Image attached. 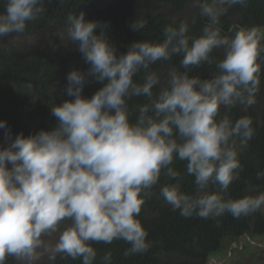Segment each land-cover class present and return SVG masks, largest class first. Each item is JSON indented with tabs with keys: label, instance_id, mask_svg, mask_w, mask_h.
<instances>
[{
	"label": "clouds",
	"instance_id": "1",
	"mask_svg": "<svg viewBox=\"0 0 264 264\" xmlns=\"http://www.w3.org/2000/svg\"><path fill=\"white\" fill-rule=\"evenodd\" d=\"M246 3L192 0L207 20L199 36H190L189 24L181 21L163 29L162 42H133L119 55L104 28L86 20L84 12L66 17L68 39L89 67L67 73L65 94L71 99L51 106L56 126L12 138L0 120L6 140L0 146V264L7 257L37 264L45 254L49 261L63 254L93 264L97 253L91 242L123 240L130 245L125 257L148 251V233L137 217L162 170L170 179L179 177L171 167L174 159L186 162L195 194L181 191L179 183L161 186L159 194L181 216L207 219L229 213L239 218L264 210V192L227 200L221 194L241 168L234 138L243 145L255 131L250 117L234 122L226 114L220 117L221 108L254 105L259 90L257 61L264 46L258 29L221 35L225 6ZM43 11V0H6L0 38L24 33L26 23ZM145 23L136 19L130 27L139 31ZM219 48L224 57L217 63L218 74L189 76L190 68L211 64L210 54ZM173 56L182 57L185 71L171 70L166 86L154 94L160 77L150 66ZM141 70L146 73L142 83L134 79ZM89 78L102 87L86 98L81 93ZM26 88L30 93L32 85ZM133 97L147 100L136 106L134 122L128 105ZM217 185L219 191H209ZM54 234L53 244L46 238ZM111 259V252L103 257L105 264Z\"/></svg>",
	"mask_w": 264,
	"mask_h": 264
},
{
	"label": "trees",
	"instance_id": "2",
	"mask_svg": "<svg viewBox=\"0 0 264 264\" xmlns=\"http://www.w3.org/2000/svg\"><path fill=\"white\" fill-rule=\"evenodd\" d=\"M5 4L6 0H0V13L5 12ZM225 7L227 12L220 17L221 35L231 38L237 28L255 27L264 46V0H247L245 5ZM43 8L35 20L26 23L24 33H12L29 38V45L0 41V120L6 122L12 138L18 133L28 136L55 127L57 121L51 115V106L71 99L65 94L67 73L73 69L86 72L89 67L77 45L68 39L66 17L70 13L84 12L86 20L101 25L118 55L126 52L133 42H162L166 26L178 27L181 21H186L189 35L199 36L207 22L199 15V9L192 6V0H43ZM136 19L146 21L139 31L130 27ZM99 31L97 29V34ZM223 57V48L213 49L210 54L213 62L190 68L189 76L212 78L218 74L217 63ZM181 59V56H173L150 66L149 71L160 77L154 94L166 86L171 70L185 71L180 65ZM257 62L261 72L256 103L246 110L242 105L220 110V117L226 114L233 122L240 117H250L255 130L246 144L242 145L239 137L234 138L241 168L238 178L221 193L225 200L264 192V178H257V172H264V53ZM145 75L141 70L134 79L142 83ZM28 84L32 85L30 93L26 88ZM100 87L101 83L89 78L81 95L90 98ZM146 102L145 97L128 101L133 110V122L138 115L136 106ZM5 145L4 130L0 129V146ZM171 167L179 172V177L170 179L162 170L158 184L151 190L153 195L145 198L137 217L148 233L147 240L151 243L148 251L125 257L123 253L130 245L123 240H114L111 244L91 242L97 253L93 264H105L103 257L108 252H111V264H206L225 243L235 242L244 235L250 239L264 235V210L239 218L225 213L207 219L195 215L185 218L179 210L173 211L160 196V187L179 183L181 191L195 194L196 185L194 176L186 172L185 161L174 159ZM209 191H219V186L210 187ZM15 260L7 257L5 264H15ZM48 264H82V260L58 254L55 261Z\"/></svg>",
	"mask_w": 264,
	"mask_h": 264
},
{
	"label": "rangeland",
	"instance_id": "3",
	"mask_svg": "<svg viewBox=\"0 0 264 264\" xmlns=\"http://www.w3.org/2000/svg\"><path fill=\"white\" fill-rule=\"evenodd\" d=\"M0 41L11 42L27 46L29 38H22L15 34L0 38ZM58 234L46 238L50 243H55ZM49 260L45 254L37 264H48ZM15 264H21L15 260ZM206 264H264V235L255 236L250 239L247 235L238 238L235 242H227L211 257Z\"/></svg>",
	"mask_w": 264,
	"mask_h": 264
}]
</instances>
